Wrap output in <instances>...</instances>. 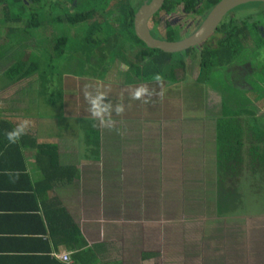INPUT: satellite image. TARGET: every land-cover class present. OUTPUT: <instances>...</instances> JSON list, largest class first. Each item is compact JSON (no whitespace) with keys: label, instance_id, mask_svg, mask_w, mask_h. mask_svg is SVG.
Returning a JSON list of instances; mask_svg holds the SVG:
<instances>
[{"label":"crops","instance_id":"crops-1","mask_svg":"<svg viewBox=\"0 0 264 264\" xmlns=\"http://www.w3.org/2000/svg\"><path fill=\"white\" fill-rule=\"evenodd\" d=\"M45 52L38 73L45 76L55 113L37 114L35 102L42 98L36 79L0 88V101L21 102V107L0 110V264H148L160 253L151 245L160 248L175 234L181 243L174 257L180 259L194 256L193 247L184 248L188 239L194 242L202 232L208 238L216 227L224 233L222 223L238 218L240 213L215 215L214 185L211 203L200 202V190L210 191L203 182L210 179V161L214 180V129L223 98L233 99L241 87L235 86L231 97L196 77L165 86L137 81L127 68L102 77L64 74L55 84L47 74L51 65L45 64ZM156 82L160 89L153 90ZM19 83L24 85L16 87ZM141 87L147 91L137 99L134 93ZM192 88H200V98L189 95ZM210 91L219 100L212 114ZM86 94L104 97L103 125L92 116ZM227 107L251 111L263 126L255 109ZM23 120L29 122L27 133L10 143L6 133ZM207 203L213 218L201 220L195 212L207 210ZM182 208L195 215L179 213ZM253 220L252 236L260 235L258 219Z\"/></svg>","mask_w":264,"mask_h":264},{"label":"trees","instance_id":"trees-1","mask_svg":"<svg viewBox=\"0 0 264 264\" xmlns=\"http://www.w3.org/2000/svg\"><path fill=\"white\" fill-rule=\"evenodd\" d=\"M218 1L198 0L195 3V0H163L159 11L172 14L171 11L178 5H182L185 10H192L201 2L197 13L195 10L193 12L199 14L197 18L201 16V20ZM85 2L106 7L108 0H74L77 12H74L71 6L67 9L60 7L58 0H29L26 3L19 0H0V25L3 24L5 27L4 30L0 26V30L3 31L0 32V39L4 36L6 41H4L5 47L0 46V59L5 51L33 37L32 30H41L46 34V36L43 35L45 45L49 46V50L46 51V65L58 67L63 61L73 60V65L80 75L89 73L86 71L87 67L97 66L100 62L106 64L108 59L117 58L137 81H161L165 86H169L182 80L181 78L176 80L174 71L176 68L183 69V59L178 60L174 65L172 54L163 53L157 49H148L134 36L132 21L138 6L136 7L129 0L117 1L115 7L118 16L111 21L107 20L105 26L104 22L102 24L93 22L90 26L83 27L85 29L80 35L78 31H74L75 39L70 45L74 47V51L67 50L70 37L62 30L64 23L69 26L66 31H71L72 26L79 25L78 23L96 11V9L89 11V9L82 8ZM242 5L255 6L252 11L253 15H250V12L240 19H235L227 13L210 34V36L212 34L220 36L216 41V46L200 47L198 68L201 74L203 72L207 75L212 67L231 64L235 56L244 50L246 40L252 42L257 50V56L260 51L264 50V3L250 2ZM155 16L157 14H154L152 18ZM259 16L260 19L257 20ZM175 28H167L166 41L173 40L167 36H173L174 32L178 31ZM100 30L102 37L98 35ZM195 47L182 52L184 55L188 54ZM129 50H135L133 59L125 57V52ZM39 61L40 59L33 53H19L7 64L0 77L4 78L2 79L6 83L3 84L7 85L24 79L38 80V95L43 101L45 99V103L50 104L52 99L46 92L45 76L38 73ZM57 90L59 95L60 89ZM221 109V117L215 120L214 129L213 197L217 217L236 215L239 209L244 207V203L249 200L239 183L245 173L248 175L244 178L251 177L254 180L253 176L257 174L258 179L261 176L264 181V126H259L253 118L254 114L245 108L230 109L222 104ZM42 147L45 149L47 146L42 145ZM39 153L40 158L44 159L41 156L44 152ZM51 159L49 158V161ZM44 165L49 168L48 161ZM55 170L61 171L57 168Z\"/></svg>","mask_w":264,"mask_h":264},{"label":"rangeland","instance_id":"rangeland-1","mask_svg":"<svg viewBox=\"0 0 264 264\" xmlns=\"http://www.w3.org/2000/svg\"><path fill=\"white\" fill-rule=\"evenodd\" d=\"M22 3H26V1L29 0H19ZM59 5L62 8H66L71 6L74 12H77V9H75V6L73 5L74 0H58ZM118 0H108L107 7H99L98 4H92L90 2H85L82 4V8L84 9H96V10H102V13L99 11H96L93 16H90L86 19H84L81 23H78L79 25H74L71 27V31L68 32L66 29L69 27L64 23V26L62 30L69 34V45L67 46V50L74 51V47H70L71 43L75 39V35L73 34L74 31H78L79 35L83 33L84 29L83 27L90 26L93 22L100 23L102 20L105 24H107V20H113L117 17L118 12L115 5L117 4ZM132 4H135L136 7L141 6L144 3L148 2L149 0H129ZM70 7V8H71ZM99 7V8H98ZM105 9V10H104ZM255 6H248V5H239L230 11H228V16L231 15L235 19H240L246 14L250 13V15H253L252 11H254ZM210 10V9H209ZM173 16H166V13L163 11H158L157 14L158 17L156 19L157 24L159 26L154 27L151 31L153 32L154 29H157L156 32V38L159 39H166V36L163 35L162 29L164 28L165 24H172L175 21H177V18L179 22L176 24H173V26H168L167 28L171 29L173 27H177V25H180V30L175 31L173 36H167V38H171L173 40H180L182 37L187 34L193 25L188 24L192 23L194 24L196 19L195 13L189 12V10H184V7L182 5H178L177 8H173L171 11ZM101 13V14H100ZM227 17V16H226ZM201 16L198 17V20H200ZM255 18V16H254ZM260 19V16L257 20ZM102 22V23H103ZM101 23V24H102ZM148 23V25H150ZM4 28L5 27L0 25ZM7 29V27H6ZM0 32H3L0 30ZM33 37H29L27 40H25L22 43L17 44V46H13L11 49L4 52L3 57L0 59V76H2V71L7 67V64L14 59L19 53H33L36 55L41 63L40 67L43 66V54L45 51L49 50V46L45 45L44 37L46 36L45 33H43L41 30H32ZM168 35V34H167ZM184 38V37H183ZM220 38L219 35L212 34L204 41V44L200 43L198 44L193 51L189 52L188 54H183V52L180 53H173L172 54V61L174 65H176L177 61L180 59H183V69L176 68L174 71V75L176 80L179 78L183 79L184 77H196L195 80H201L204 79L205 81H208L210 83V88H216L219 89L221 93H228L231 97L234 95V92H232V89L237 86L241 87L240 92L237 93V96H234L233 99H230L228 96L224 97L223 100L225 101V105H236V104H242L246 105V107H251L252 110L255 109V112L258 114V116L261 118V125L264 126V50L259 52V55L257 56V50L253 46L252 42L250 40H246L244 43V50H241L234 58V60L231 62V64H227L221 67H212L207 75H204L200 73V69L198 68V63L200 61L199 53H200V47L207 46L209 48L216 46V41ZM7 37V41H8ZM5 37H1L0 39V46H4ZM202 44V45H201ZM70 47V48H69ZM135 50H129L125 52V57L129 59H133V54ZM46 53V52H45ZM66 53V52H65ZM68 54V53H67ZM108 63H97V66H90L86 68V71L89 72V75H92L91 73H94V76L102 77L105 74L112 73L116 75H121L122 71H118L121 69H126L125 66L120 65L117 60L114 58H110L107 60ZM91 62H94L91 60ZM69 63V61H68ZM73 63V61H72ZM121 63V62H120ZM66 61H63L60 63L58 67L51 66L49 67L50 70H48L47 74L48 77L52 79V81L57 84V82L60 80V77H62L64 74H78V71H76V68L72 64H67ZM85 70H83L84 73H87ZM234 74L231 76V73ZM204 77V78H203ZM206 77V79H205ZM3 78V77H1ZM4 79V78H3ZM185 79V78H184ZM27 80V79H26ZM35 80H29L26 84H30L34 82ZM161 82V81H160ZM160 82H156V85H154L153 90L160 89ZM180 81H177L175 84L179 83ZM2 81L0 80V88L2 87ZM24 84L19 83L16 87H21ZM202 87V86H201ZM171 89V88H169ZM176 91V89L174 90ZM191 91V92H190ZM171 92V91H169ZM189 95H193L195 98L201 97V90L200 88H192L191 90H188ZM167 93V91H166ZM173 93V92H172ZM187 92H184V96L187 95ZM36 97V95H35ZM168 99H173L172 97H169ZM184 99V98H183ZM261 99V100H257ZM45 100V99H44ZM149 104L151 107H153L155 96H149L148 98ZM197 100V99H196ZM215 99L214 94L210 91V114L215 113V110L217 109V106L215 107ZM198 101V100H197ZM219 100H217L218 103ZM11 103H8V101L4 102L3 100L0 101V110L7 108L9 106L11 107H21V102L19 99H10ZM200 101L197 102L199 104ZM201 103V102H200ZM34 104V103H33ZM218 105V104H217ZM31 106V105H29ZM36 111L38 115H42V113H55L57 106L45 103L42 99L40 102H35ZM197 108H201L199 105H197ZM241 108V106H239ZM200 110V109H199ZM206 115V113H205ZM211 118V117H210ZM211 123V122H210ZM212 134L210 133V137ZM248 174L245 173V177ZM259 175L255 174L253 178L257 179ZM206 178V177H205ZM252 180L250 177L244 178V180L241 183L242 191L245 192L249 198L247 202L244 203V207L239 209L240 213L237 217L234 218V221L229 223H222V228L225 230L224 233L221 232L217 227L214 229L213 232H210V237H203V232L198 236L197 239H195L194 242L189 243V239L186 241V244L184 243V248L187 249L188 252L191 251V247H193V254L194 256H191L186 253V257L177 259L175 258L174 254H177L179 252L176 247L180 245L181 241L177 234H175L173 237L168 238L169 241L165 242V245L161 246L160 248L157 247V244H152L151 251H160L158 258L151 259L148 261V264H175L174 262L177 261V264H264V181L263 180ZM213 177H212V162L210 161V179L206 178L203 182L204 184L209 186L210 191L206 192L205 194L202 193V190H200V202L203 203V200L206 199L210 201L212 198V192H213V183H212ZM206 188V186H205ZM204 190V189H203ZM210 203H207L208 209L207 210H197L195 214L201 218L203 217H212V208L210 206ZM204 204V203H203ZM194 211H185L180 210L179 213H184V215H191ZM193 214V215H195ZM191 215V216H193ZM246 217V218H244ZM258 226V232H260V235L254 234L252 236V228L253 225L250 226L251 223ZM248 221V222H247ZM174 227V226H172ZM251 237V238H250ZM247 238H250L247 240ZM156 248V249H155ZM184 254V249L181 251V257ZM160 255L162 257L159 259Z\"/></svg>","mask_w":264,"mask_h":264},{"label":"water","instance_id":"water-1","mask_svg":"<svg viewBox=\"0 0 264 264\" xmlns=\"http://www.w3.org/2000/svg\"><path fill=\"white\" fill-rule=\"evenodd\" d=\"M250 2L264 3V0H219L210 8L193 33L178 41H166L151 35L148 27L149 19L159 11L163 0H149L137 8L133 15V34L148 49H157L169 54L180 53L204 42L229 10Z\"/></svg>","mask_w":264,"mask_h":264},{"label":"clouds","instance_id":"clouds-1","mask_svg":"<svg viewBox=\"0 0 264 264\" xmlns=\"http://www.w3.org/2000/svg\"><path fill=\"white\" fill-rule=\"evenodd\" d=\"M146 89L141 87L137 89L134 93L135 98L139 99L146 93ZM86 99H89L90 102V112L93 117L99 118L101 125L105 123L103 119L104 113L107 111V107H102L101 102L104 99L103 96H98L95 98H91L86 94ZM122 110V109H121ZM29 122L27 120H23L16 125L15 128L8 131L6 133V137L10 143H16L23 135H25L28 131Z\"/></svg>","mask_w":264,"mask_h":264},{"label":"flooded vegetation","instance_id":"flooded-vegetation-1","mask_svg":"<svg viewBox=\"0 0 264 264\" xmlns=\"http://www.w3.org/2000/svg\"><path fill=\"white\" fill-rule=\"evenodd\" d=\"M196 2L195 3H197V1L198 0H195ZM149 2V1H148ZM144 3V2H143ZM147 3V2H146ZM200 3L201 2H199L197 5H195L194 7H193V9L192 10H189V12H194V10H195V12L197 13V10H199V8H200ZM73 5H74V2H73ZM70 7V6H69ZM68 7V8H69ZM106 7H107V5H106ZM105 7V8H106ZM140 7V6H139ZM138 8V7H137ZM136 8V9H137ZM105 10V9H104ZM185 10V9H184ZM161 11V10H160ZM195 13V16H196V21H195V23L194 24H188V26L189 25H193V27L191 28V30L187 33V34H185L183 37L185 38V37H187V36H189L191 33H193L194 32V30L199 26V24H200V22L203 20V18L205 17V16H203V18L201 19V20H198V18H197V16L199 15V14H196ZM155 14H157V13H155ZM158 15L159 14H157V16H155V18L153 17H151L150 19H149V21H148V23H150L151 22V24L150 25H148V27H149V33L150 34H152L153 35V32L151 31L152 29H153V27L155 26V27H157V26H159V24H157V21H156V19H157V17H158ZM206 15V14H205ZM118 16V15H117ZM166 16H173V17H176V16H174V15H172L171 13L170 14H166ZM224 18V16L222 17V19ZM221 19V20H222ZM179 22V20H178V18H177V21H175L174 23H172V24H165V26H164V28L162 29L163 31H162V33H163V35L164 36H166V30H167V25L168 26H173V24H177ZM175 29H177V30H180V25H177V27L175 28ZM155 37V36H154ZM183 37H182V39H183ZM161 40H163V39H161ZM168 41V40H167ZM170 41H176V40H170Z\"/></svg>","mask_w":264,"mask_h":264},{"label":"bare ground","instance_id":"bare-ground-1","mask_svg":"<svg viewBox=\"0 0 264 264\" xmlns=\"http://www.w3.org/2000/svg\"><path fill=\"white\" fill-rule=\"evenodd\" d=\"M229 11H230V10H229ZM227 13H228V12H227ZM227 13H226V14H227ZM226 14H225V15H226ZM225 15H224V17H225Z\"/></svg>","mask_w":264,"mask_h":264}]
</instances>
